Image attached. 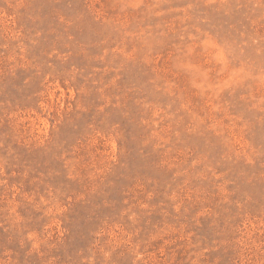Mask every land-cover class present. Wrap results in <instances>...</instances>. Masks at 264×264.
<instances>
[{"label": "rangeland", "instance_id": "rangeland-1", "mask_svg": "<svg viewBox=\"0 0 264 264\" xmlns=\"http://www.w3.org/2000/svg\"><path fill=\"white\" fill-rule=\"evenodd\" d=\"M0 264H264V0H0Z\"/></svg>", "mask_w": 264, "mask_h": 264}]
</instances>
